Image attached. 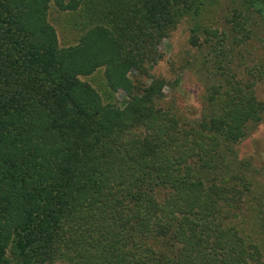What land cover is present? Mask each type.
<instances>
[{
    "label": "trees",
    "instance_id": "trees-1",
    "mask_svg": "<svg viewBox=\"0 0 264 264\" xmlns=\"http://www.w3.org/2000/svg\"><path fill=\"white\" fill-rule=\"evenodd\" d=\"M206 1L0 0V264H264V191L235 147L264 121V0L202 25L197 118L163 100L181 70L153 71Z\"/></svg>",
    "mask_w": 264,
    "mask_h": 264
},
{
    "label": "rangeland",
    "instance_id": "rangeland-1",
    "mask_svg": "<svg viewBox=\"0 0 264 264\" xmlns=\"http://www.w3.org/2000/svg\"><path fill=\"white\" fill-rule=\"evenodd\" d=\"M205 9L200 13L198 21L200 22L198 29L195 30V41L192 43L189 39V22L184 20L180 22L175 30L172 31L168 38L161 41L159 48L163 53V57L154 66L153 71L159 72L166 78L172 76V68L181 70L179 83L172 88L163 87L164 102H172L179 114L187 119H195L203 111V85L207 81L210 71L207 66L208 62L203 57L206 52V44H203L204 32L202 25L209 27H224L226 17L232 14L233 8H237L236 0H207ZM50 22L54 25L58 35L59 44L63 43L58 22L55 20L54 12L49 14ZM254 38V37H253ZM201 43L202 45H198ZM261 43L258 40H249L246 49L243 50V60L250 62L257 60L256 56L260 51ZM189 67H180L187 59L192 61ZM200 69V73L197 69ZM96 71V70H95ZM93 72L90 75H81L79 78L88 82H93L100 77L98 72ZM99 71V70H98ZM130 76L131 73H128ZM206 79V80H205ZM205 80V81H204ZM96 81V80H95ZM257 92L260 96H264V81L258 83ZM118 101L122 100V92L118 90L115 93ZM238 156L246 157L251 161L254 169V177L257 179V188L264 191V121L259 122L249 135L245 136L239 143L235 145ZM250 227L249 222L244 226V229ZM50 264H63L60 261H55Z\"/></svg>",
    "mask_w": 264,
    "mask_h": 264
}]
</instances>
